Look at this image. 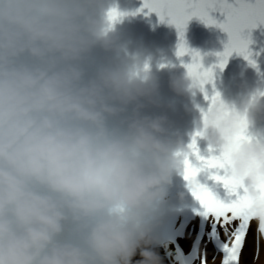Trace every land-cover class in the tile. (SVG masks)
Listing matches in <instances>:
<instances>
[{
    "label": "clouds",
    "instance_id": "obj_1",
    "mask_svg": "<svg viewBox=\"0 0 264 264\" xmlns=\"http://www.w3.org/2000/svg\"><path fill=\"white\" fill-rule=\"evenodd\" d=\"M113 8L115 0H0V264H163L156 229L189 144L167 116L144 112L161 106L148 61L125 55L88 76L95 48L124 51V15L113 23ZM170 87L203 93L187 68ZM220 98L225 107L209 105L191 140L199 131L221 150L243 118L232 169L255 198L264 130L252 129L264 120V87L240 108Z\"/></svg>",
    "mask_w": 264,
    "mask_h": 264
},
{
    "label": "snow or ice",
    "instance_id": "obj_2",
    "mask_svg": "<svg viewBox=\"0 0 264 264\" xmlns=\"http://www.w3.org/2000/svg\"><path fill=\"white\" fill-rule=\"evenodd\" d=\"M148 10V14L155 12L161 22H168L176 27L179 33V44L177 56L191 55L192 62L185 64L189 75L199 82L205 99H210V106L225 107L220 98V93L209 97L205 85L212 83L214 79L213 68H204L200 52L188 47L185 40V31L188 22L193 18H199L208 26H215L228 34V42L225 50L217 53L220 57L218 66H226L228 59L233 53L244 56L253 67L256 62L251 59L253 53L250 51L251 40L245 37V31L251 30L259 25H264V0H144L143 8L139 11ZM219 12L223 17L218 20L213 13ZM126 13H121L118 8L109 12V19L117 22ZM164 65H161L163 67ZM207 122V111L201 109ZM246 123L243 118L239 122V135L236 141L229 146L219 150V155L204 157L198 147V138L202 135L197 131L188 145V151L178 153L183 156V177L188 182L187 186L192 195L202 206L200 212L205 218L212 221V237L217 243L218 251L223 253L222 264H240L241 253L245 247L246 237L250 231V222L257 221V244L259 239L264 238V181L256 188L257 195L252 196V190L244 183L243 178L234 174L232 169V155L238 149L239 141L246 139ZM210 152L216 149L209 148ZM192 157L199 162L194 164ZM202 172H208L209 178L222 184L227 195L221 198L206 184H202L198 176ZM223 173V174H221ZM259 204L260 211H256ZM238 222L230 231V226ZM218 228L224 230L226 239H221ZM197 258L201 264H208L206 254L203 258L197 250Z\"/></svg>",
    "mask_w": 264,
    "mask_h": 264
},
{
    "label": "bare ground",
    "instance_id": "obj_3",
    "mask_svg": "<svg viewBox=\"0 0 264 264\" xmlns=\"http://www.w3.org/2000/svg\"><path fill=\"white\" fill-rule=\"evenodd\" d=\"M191 223L184 230V232H183V234L181 236V240L183 242H188L190 236L193 234V232H192L193 231V226H191L193 223L192 224ZM234 223L236 224L237 222H234ZM252 229H253V225H251L250 231H249V234L247 235V237L251 236V238H252L251 241L252 242L254 241L256 243V245H254L256 253H255L254 257L251 258L250 262H248V264H264V243L259 239V242L257 244V235H256V233H253ZM221 230H222V232H224V230L222 228H221ZM248 240H249V238H248ZM204 246H206L205 243H204ZM155 251L161 257V253H159L158 250H155ZM203 251H204V253H206V251H207L206 247H203ZM206 254L209 256V264H219L220 256H217V253L215 252V250L211 249ZM242 257L245 260L246 256L242 255ZM161 258H162L163 264H169V262L165 258H163V257H161ZM135 259L139 260L140 259L139 255H137V257H135ZM242 261H243V259H242ZM243 264H246V262L243 261Z\"/></svg>",
    "mask_w": 264,
    "mask_h": 264
},
{
    "label": "rangeland",
    "instance_id": "obj_4",
    "mask_svg": "<svg viewBox=\"0 0 264 264\" xmlns=\"http://www.w3.org/2000/svg\"><path fill=\"white\" fill-rule=\"evenodd\" d=\"M248 252H251V254H252V252H253V245H250V249H249Z\"/></svg>",
    "mask_w": 264,
    "mask_h": 264
}]
</instances>
